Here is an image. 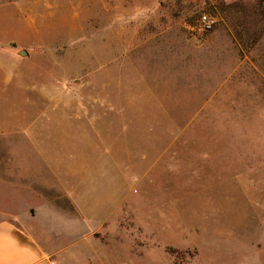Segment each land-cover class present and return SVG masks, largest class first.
Listing matches in <instances>:
<instances>
[{
    "label": "rangeland",
    "instance_id": "374dc122",
    "mask_svg": "<svg viewBox=\"0 0 264 264\" xmlns=\"http://www.w3.org/2000/svg\"><path fill=\"white\" fill-rule=\"evenodd\" d=\"M64 114L74 143L127 149L94 259L264 264V0H0V149L36 172L27 129L50 132L23 123Z\"/></svg>",
    "mask_w": 264,
    "mask_h": 264
},
{
    "label": "crops",
    "instance_id": "0c3cea01",
    "mask_svg": "<svg viewBox=\"0 0 264 264\" xmlns=\"http://www.w3.org/2000/svg\"><path fill=\"white\" fill-rule=\"evenodd\" d=\"M96 105L102 107L104 102ZM67 116L47 115L24 121L23 124L32 126L40 118L50 132L44 136L33 128L27 129L26 142L42 162L36 172L20 168L14 160L18 154L9 147L0 149V181L7 188V195L1 197L4 202L0 203V264H104L102 259H94V239L100 234L91 223L107 220L122 185L125 188L118 165L122 153L127 156V149H112L110 141L102 140L99 128H95L99 140L90 146L74 143V136L65 130V122L70 119ZM84 118L93 125L104 119L101 115L79 119ZM5 134V130L0 132V136ZM88 147L93 150L92 165H87ZM111 168L113 182L105 181L110 179ZM130 216L125 223H118L131 235ZM151 234H137L136 242L132 240L129 247L130 254L142 257L148 250L146 239ZM78 252L84 255L83 261L77 260Z\"/></svg>",
    "mask_w": 264,
    "mask_h": 264
},
{
    "label": "built area",
    "instance_id": "2783aa9c",
    "mask_svg": "<svg viewBox=\"0 0 264 264\" xmlns=\"http://www.w3.org/2000/svg\"><path fill=\"white\" fill-rule=\"evenodd\" d=\"M212 19L207 16L206 14H203L200 18V24L202 25L203 28L205 29H210L212 27Z\"/></svg>",
    "mask_w": 264,
    "mask_h": 264
},
{
    "label": "water",
    "instance_id": "95a60500",
    "mask_svg": "<svg viewBox=\"0 0 264 264\" xmlns=\"http://www.w3.org/2000/svg\"><path fill=\"white\" fill-rule=\"evenodd\" d=\"M19 53H20L21 55H22V54H26V51L21 50Z\"/></svg>",
    "mask_w": 264,
    "mask_h": 264
}]
</instances>
